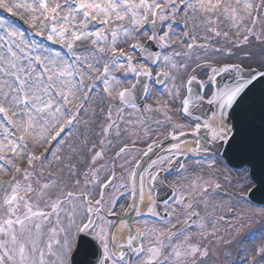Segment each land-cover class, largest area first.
Segmentation results:
<instances>
[{"label": "snow or ice", "instance_id": "1", "mask_svg": "<svg viewBox=\"0 0 264 264\" xmlns=\"http://www.w3.org/2000/svg\"><path fill=\"white\" fill-rule=\"evenodd\" d=\"M261 13L264 0L258 4L253 0H0V176L9 177L0 179V264H78V256L79 264H133L131 257L136 258L135 264H210L207 246L190 243L193 225L203 231L209 222L199 217L183 190L176 189L175 203L188 209V227L179 231H173L179 222L171 219L175 209L169 212L166 205L165 214L161 215L152 193L157 182H163L162 170L173 161L179 163L181 158L187 163L185 153L210 156L211 160L205 163L211 168L219 163V148L227 145L243 164L249 165L241 169L247 175L238 182L237 204L244 201L252 206L254 202L247 196L256 192L264 195V185L256 186L254 180L257 168L264 171V131L257 147L240 123H231L238 119L236 109L246 90L264 79V70H252L244 76L241 64L212 67L207 83L198 81L195 75L188 77L183 86L186 95L173 85L168 91L172 99L165 100L163 108L138 107L137 94L139 91L148 98L150 84L174 81L176 71L188 68L186 62L178 64L176 58L190 59L194 48L220 53L219 47L210 45V39L223 37L236 48L248 44L250 37L264 44L255 30ZM181 17L185 26L181 29L185 37L181 45L187 48L183 53L174 51L170 43ZM191 21L198 23H193L189 32L186 29ZM201 28L205 34L200 39L204 43L197 44L193 33ZM233 30L240 40H229ZM144 38L148 43L141 42ZM149 44L160 51L154 52ZM227 54L232 55L231 50ZM248 56L251 58L252 53ZM202 59L196 56L197 67ZM154 67L159 69L155 80ZM220 73H235L236 82L217 87L205 98V90L215 84ZM194 83L199 85V91H193ZM98 88L122 106L118 120L123 119L120 113L128 107L136 112H162L164 120L154 123L170 125L169 137L174 143L168 155L153 160L148 167L141 170L137 163L127 183L117 186V179L123 178L114 171L100 181L99 170H93L91 182L99 186V199L87 190V181L80 193L61 189L59 195L49 196V190L59 184L51 179L52 173L43 182L39 176L50 156L59 159L55 152L61 150L60 145L66 143V136H71V129L80 123L81 116L88 115ZM156 103H161L159 98ZM203 104L214 106L216 111L202 117L198 113ZM169 108L180 112L182 118L191 117L194 126L185 131L184 124L172 120ZM107 120L104 134L107 136L115 125L119 135V124L112 119L110 108ZM189 135L195 138L196 148L182 149L181 143H188ZM205 142L217 146L216 151L210 152ZM152 150L153 144H148L147 151L141 154ZM127 155V145L116 152L118 158ZM101 157V151L94 152L91 163ZM179 167L183 170L184 165ZM68 171L70 177L78 175L74 166H69ZM84 175L87 177V172ZM75 183L79 184V179ZM213 183L198 175L192 187H201L206 202L208 186ZM34 184L40 185L39 189ZM215 187L219 189L220 185L216 183ZM109 188L121 195L127 191L132 197L129 208L137 217H152L151 226L147 219H140L138 223L145 227L133 231L128 213L124 219H112L118 216V200L105 199ZM146 188L149 204L144 205ZM33 193L37 194L35 198ZM45 198L44 208L34 203V199ZM137 203L147 207L146 214L141 213ZM216 223L212 222L213 228ZM120 226L128 235L125 243L115 238ZM209 235L216 237L215 231ZM237 245L240 264H264V230L249 233Z\"/></svg>", "mask_w": 264, "mask_h": 264}, {"label": "rangeland", "instance_id": "2", "mask_svg": "<svg viewBox=\"0 0 264 264\" xmlns=\"http://www.w3.org/2000/svg\"><path fill=\"white\" fill-rule=\"evenodd\" d=\"M5 15H7V13H5ZM16 18L18 17H14V20H16ZM22 23V22H20ZM193 23H198V21H191L189 23V25L187 26L190 29L191 32V25ZM24 27H27L26 25ZM185 27L184 23H183V18H179V22L174 26L173 31L175 32V37L173 38V40L170 41V43L173 45L174 51L176 52H186L187 50L185 49L186 47L180 45L179 39H180V30ZM222 28H224V30H229L228 27L226 25H221ZM256 32L258 34H260L262 36V39H264V13L260 14V20L257 24V27L255 28ZM233 31L229 32V40L230 41H238L235 40L234 37H237L236 35L233 34ZM198 39L196 41L197 44H202L204 41L203 39H200V37L204 36V30L201 29H197L195 33H193ZM238 39V37L236 38ZM222 41H224V48L226 49V52L224 50V53H222L223 55L218 56L217 53H213V52H208L205 53L203 51V49L201 48H194L193 50V55L190 59H186L185 57L181 56V57H177L176 58V62L179 63H187L188 64V68L186 71H182V70H178L175 72V80L174 81H169V87L168 89L171 90L172 86L174 85V82H177L178 86L180 85V81L181 79H183L184 77H186L189 73L188 69L191 65L195 64V60L197 55H200L201 53H205L204 55H206V58L209 57L210 60H213L214 62H240L242 63L245 67H257L258 69H264V51H262V49H264V44L258 42L255 40L254 37L249 38V43L246 45L241 46L240 48H236L233 46L232 43L226 42L224 40L223 37L220 38H213L210 39V43H213L214 45H220L221 47H223ZM222 48V49H224ZM229 50H231L232 55H228L227 53L229 52ZM253 52V53H252ZM252 53L251 58H249L248 54ZM210 56H212V58H210ZM211 62L209 64L210 65H217L218 63H214ZM187 73V74H186ZM119 75V73H117ZM102 88V86H101ZM98 91L101 92V89L98 88ZM103 94V93H102ZM105 95V94H103ZM101 95L99 94H95V97L92 101L95 102L96 104L100 105L102 103V97H100ZM107 100H111L110 97L107 96ZM92 105V104H91ZM90 105V106H91ZM90 106L88 107L87 111L90 112ZM113 111L115 113V115H113ZM118 106L113 105V109L111 110L112 113V119L114 121H117V114H118ZM103 114V113H102ZM83 117V115L81 116V118ZM80 118V119H81ZM98 117H91L90 121H88V119H83L82 121H80L79 124H76L72 130H71V136H66V143L61 144L60 145V151L55 152V156L58 157L59 159H54L53 157L50 158L49 163H52L53 166L50 167L51 171L49 172L48 167L45 168V170L43 171V174L39 176V179L43 182L44 180H46V176L49 175V173H52V175L54 174V176H51L52 179H59V180H69L68 183H70V185L68 186H73V192L74 193H80L81 191L84 190V186L86 181L88 182V191L92 192V194H95L96 191V185L92 184V175L89 174V170L92 169L93 167H99L100 168V175L99 176V180H102L105 175L102 174V172L107 171L106 169V164H107V159L103 160L102 162L97 161L96 163H91L90 159L93 153V146L96 140H93V129H94V124L96 123ZM125 118V117H124ZM85 121H87V123H85ZM126 121H128L127 118H125L124 120V126L126 128V130L128 132H132L133 130H135L138 126L132 125V123H126ZM115 132V125L113 126L112 131L110 132V134L112 135V133ZM109 134V136H110ZM121 137L119 135H117L115 138L111 137L110 141H114V140H120ZM91 141V142H90ZM93 141V142H92ZM90 142V143H89ZM89 144V145H87ZM75 149V150H74ZM40 151V149H39ZM54 151V150H53ZM219 160V163H215L213 165V169L211 170H207L205 168H208L209 166L205 164V166L203 164H195L192 163V182L194 180H196L197 176H202L203 178L209 174H214L217 173L220 176L221 181L219 182L220 184L226 186L229 190L233 189L232 186L230 185L231 183H233V181H244V178L246 176L245 172H239V173H235L230 171V169L226 168L224 163H222V161ZM56 163H59L60 166L56 168ZM24 165V164H22ZM39 166V163L37 162V167ZM69 166H74V171L78 172V175H74V176H69V171H68V167ZM103 168V170H102ZM87 172V177L82 178L81 175L83 176V174ZM225 177L228 178V180L225 179ZM79 179L80 183L76 184L75 181ZM231 181V183H229L228 181ZM191 182V183H192ZM67 183V184H68ZM72 183V184H71ZM202 184V181L198 182ZM91 188V189H90ZM198 189V187L196 188H191V193L195 192ZM126 200V197H125ZM240 209L238 208V213L240 215H242V222L245 223L244 226L247 225H251L250 228H246L244 231H242V236L241 239L245 238L249 233H253L258 231L259 226L261 225L264 230V215H262V213H264V209H254L251 208V206H248V204H246L244 201L242 202V204H240ZM175 209L174 215H172V221L176 222V220L180 217V213L179 210L176 208V203H174L171 206V210ZM208 216L207 213H201V218L206 219V217ZM176 217V218H175ZM228 217V216H227ZM250 218V220H249ZM249 220V221H248ZM149 221V225L151 226V221L152 220H148ZM208 221V220H207ZM248 223V224H247ZM140 227L144 228L145 225L141 224V223H137Z\"/></svg>", "mask_w": 264, "mask_h": 264}, {"label": "water", "instance_id": "3", "mask_svg": "<svg viewBox=\"0 0 264 264\" xmlns=\"http://www.w3.org/2000/svg\"><path fill=\"white\" fill-rule=\"evenodd\" d=\"M229 76L230 77H227L225 84L235 83L237 79L236 74H230ZM235 77L236 79H233ZM225 84L222 85L224 86ZM236 113L238 114V119H232L231 123H240L258 147L262 131H264V79L255 81L254 84L246 90L242 103L239 108L236 109ZM215 151L216 148L211 152ZM219 154H222V156L231 164H243L240 158L234 152L229 150L227 145L219 148ZM245 165L247 166V164ZM254 180L256 186L264 185V171L257 168ZM249 198L256 201H264V195L260 192H256L255 195H251ZM132 214L133 211H131V215ZM131 215L127 217L128 221H130ZM80 259L81 257L78 256V264Z\"/></svg>", "mask_w": 264, "mask_h": 264}, {"label": "bare ground", "instance_id": "4", "mask_svg": "<svg viewBox=\"0 0 264 264\" xmlns=\"http://www.w3.org/2000/svg\"><path fill=\"white\" fill-rule=\"evenodd\" d=\"M185 155H187L186 153H185ZM211 159H202V161H210ZM144 200H146L147 201V203L149 204V200H148V193H147V190L145 191V199ZM147 211H148V209L146 210V212L144 213V214H146L147 213Z\"/></svg>", "mask_w": 264, "mask_h": 264}, {"label": "flooded vegetation", "instance_id": "5", "mask_svg": "<svg viewBox=\"0 0 264 264\" xmlns=\"http://www.w3.org/2000/svg\"><path fill=\"white\" fill-rule=\"evenodd\" d=\"M211 187V186H210Z\"/></svg>", "mask_w": 264, "mask_h": 264}]
</instances>
